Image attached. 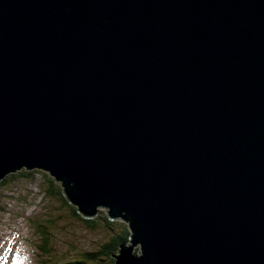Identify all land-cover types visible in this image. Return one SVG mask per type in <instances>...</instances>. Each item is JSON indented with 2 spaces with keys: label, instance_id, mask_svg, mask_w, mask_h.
Returning <instances> with one entry per match:
<instances>
[{
  "label": "water",
  "instance_id": "1",
  "mask_svg": "<svg viewBox=\"0 0 264 264\" xmlns=\"http://www.w3.org/2000/svg\"><path fill=\"white\" fill-rule=\"evenodd\" d=\"M23 166L129 221L117 264H264V0H0Z\"/></svg>",
  "mask_w": 264,
  "mask_h": 264
},
{
  "label": "rangeland",
  "instance_id": "2",
  "mask_svg": "<svg viewBox=\"0 0 264 264\" xmlns=\"http://www.w3.org/2000/svg\"><path fill=\"white\" fill-rule=\"evenodd\" d=\"M34 170L36 169L29 172ZM42 172L48 173L52 179H55L48 171H38L37 176L34 178L29 176L25 182L12 180L11 184L19 183V185H12L11 189L3 193L4 196L0 198V246L5 244L9 247L5 256L15 258L13 264H68L74 260L96 264V260L87 259L88 254L92 253L100 256L99 264H109L107 257L101 252L104 250V245L112 239V234L103 220V214L107 215L110 209L99 206L93 217H87L79 214L73 204H61L59 200L50 204L44 199L41 189L45 184L43 176H40ZM13 173L14 171L6 175ZM47 185L49 184L46 183L45 186ZM60 190L65 192L64 188ZM43 199L44 202L41 203ZM49 205L57 211L58 208L63 207V211L52 216V213L45 209ZM124 215L123 212L122 216ZM88 222L92 225L90 226ZM110 222H114L112 227L115 231L123 230L125 226L131 232L129 221L127 223L122 218L116 217ZM67 234L72 235L67 236ZM130 237L128 246L133 248L138 258H142L141 244L132 243V233ZM43 240L49 243V246L46 243L48 248L45 254L40 249V246H44ZM129 251L134 256L132 251Z\"/></svg>",
  "mask_w": 264,
  "mask_h": 264
},
{
  "label": "trees",
  "instance_id": "3",
  "mask_svg": "<svg viewBox=\"0 0 264 264\" xmlns=\"http://www.w3.org/2000/svg\"><path fill=\"white\" fill-rule=\"evenodd\" d=\"M31 169H27V168H18L14 171L13 174L10 175H5L4 176V180L0 182V198L3 197V193H7V191H9L12 187V185H19V183H14L11 184L10 182L13 180L15 182H25L26 178H29V176L31 178H34L35 176H37L38 174V170H34L33 172H29L31 171ZM43 176V182L45 181V184L48 183L49 185L45 186V184L41 187V189L43 190L44 196H45V200L47 202H49L50 204L56 200H59L62 203H66L67 205H71L72 203L69 201L68 196H66L65 192L63 190H60L61 188H64L66 190V188L64 187V185L58 181H56L55 179H52V177L48 174V173H41ZM3 179V178H2ZM44 199L41 200L43 203ZM68 202V203H67ZM48 203V204H49ZM74 205V204H73ZM39 206H41L40 202H39ZM76 206V205H75ZM45 209L48 212L52 213V216L55 213H60L61 211H63V207L58 208V211L55 210L53 207H51L50 205L48 207H45ZM76 211H79V208L76 206ZM79 215V214H78ZM103 220L105 221L106 225H107V229L108 231L112 234V239H110V241L108 243H106L104 245V252L102 251L101 253H104V255L107 257V260L109 261V264H117L118 260L115 258L116 254L119 252V248L122 247L123 244H128L129 243V239L131 238V232L129 231L128 228L120 230V231H115L114 227H112V223L114 222H110L111 220L108 219V217L106 215L103 216ZM89 225L91 226L92 223L88 222ZM122 226V223L120 222V227ZM44 236H46V234H43ZM72 234H67V236H70ZM45 240H43L42 244H44V246H40V249L42 251L43 254L47 253V248L49 246L46 245ZM88 260L94 261L96 260V264H99L100 262V256L98 257L97 254H88L87 256ZM68 264H86V262L81 261V260H74L69 262ZM101 264V263H100ZM124 264V263H121Z\"/></svg>",
  "mask_w": 264,
  "mask_h": 264
},
{
  "label": "clouds",
  "instance_id": "4",
  "mask_svg": "<svg viewBox=\"0 0 264 264\" xmlns=\"http://www.w3.org/2000/svg\"><path fill=\"white\" fill-rule=\"evenodd\" d=\"M23 168H27V167H24V166H23ZM27 169H29V168H27ZM32 169H36V168H32ZM36 170H38V171H45V170H42V169H36ZM46 172H47V171H46ZM2 178L4 179V177H2ZM3 179H2V180H3ZM0 181H1V180H0ZM65 194H66V193H65ZM77 207H78V206H77ZM78 212H79V211H78ZM79 214H81V212H79ZM81 215H83V214H81ZM103 215H105V214H103ZM107 215H108V213H107ZM107 215H106V216H107ZM83 216H84V215H83ZM107 217H108L109 220H111V219L109 218V216H107ZM122 220H123V219H122ZM124 245H126V244H124ZM128 245H129V244H128ZM121 248H123V247H120V248H119V252L116 254V256H120V255H121V254H120ZM140 249H141V247H140ZM134 254L136 255L135 252H134Z\"/></svg>",
  "mask_w": 264,
  "mask_h": 264
},
{
  "label": "bare ground",
  "instance_id": "5",
  "mask_svg": "<svg viewBox=\"0 0 264 264\" xmlns=\"http://www.w3.org/2000/svg\"><path fill=\"white\" fill-rule=\"evenodd\" d=\"M96 223V222H95ZM42 229V228H41ZM33 242V241H32ZM52 243V242H51ZM104 252V251H103Z\"/></svg>",
  "mask_w": 264,
  "mask_h": 264
}]
</instances>
